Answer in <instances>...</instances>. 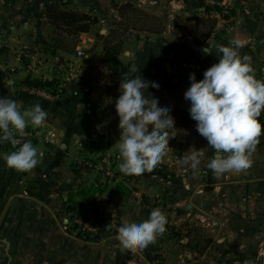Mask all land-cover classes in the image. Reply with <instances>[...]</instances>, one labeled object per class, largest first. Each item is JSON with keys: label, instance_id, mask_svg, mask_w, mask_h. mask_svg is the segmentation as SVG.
<instances>
[{"label": "crops", "instance_id": "crops-1", "mask_svg": "<svg viewBox=\"0 0 264 264\" xmlns=\"http://www.w3.org/2000/svg\"><path fill=\"white\" fill-rule=\"evenodd\" d=\"M100 1L32 0L26 7L14 8L0 0V32L8 38L5 42L0 39V97L10 96L22 108H31L18 92L26 73L11 71L20 65L14 50L17 43L30 47L42 61L31 74L34 79L54 80L56 62L75 60L78 50L85 52L82 58H86L85 67L97 65L103 54V40L94 29L105 22L99 15ZM223 1L234 8L235 16L228 20L218 17L215 34L199 45L187 31L192 29L191 23L188 22V27L185 21L175 24L177 16L197 15L198 0H147L142 8L154 11L157 16L166 11L167 28L160 34L145 33L125 41L128 48L120 56L123 74L142 78L149 64L168 54L183 73V81L162 102L171 103L172 110L189 112L190 102L184 93L190 87V75L196 73L197 80L203 79L205 70L219 59L202 50L209 43L229 45L231 40L239 38L244 46L238 49V54L250 58L256 78L261 79L264 0ZM133 2L138 4L139 0ZM49 6L98 18L91 31L75 35L79 41L75 53L53 44V26L46 17ZM49 105L44 109L47 112L44 123L56 130L58 140L55 143L39 141L35 145L40 150L41 162L31 172H19L0 158L2 264H155L156 261L160 264H264V256L260 254V249H264V142L259 140L249 169L216 177L206 167L213 158L210 155L213 149L194 128L196 121L190 124L192 130L175 119L177 128L172 131L177 136L170 140L167 154L157 168L142 175L125 176L118 164L117 181L96 189L97 172L79 166L75 159L94 156L96 152L87 149L89 144L95 145L103 139L111 144L119 142L120 133L116 132L113 120L104 122L90 113L85 90L78 82L68 83L63 99ZM104 113L98 109L97 116ZM106 114L111 119L115 117ZM261 119L264 120V114ZM193 146L205 152L200 168L195 171L181 160ZM12 151L15 150L0 144V155ZM116 154L121 164L118 150ZM120 182L125 191L117 194ZM83 204L94 208L101 227L97 238L83 239L75 231L71 214ZM155 207L166 214L170 230L146 248L122 250L112 225L118 226L124 217L147 219Z\"/></svg>", "mask_w": 264, "mask_h": 264}, {"label": "clouds", "instance_id": "clouds-1", "mask_svg": "<svg viewBox=\"0 0 264 264\" xmlns=\"http://www.w3.org/2000/svg\"><path fill=\"white\" fill-rule=\"evenodd\" d=\"M243 46L239 38L229 45L209 43L202 51L218 56V62L205 70L203 79L197 80L196 73H192L190 87L184 93L197 132L215 152L206 167L216 177L249 169L259 138L264 135V79L256 78L248 56L238 54ZM150 87L159 85L140 75H126L120 80V94L115 100L121 130L117 150L122 157L119 168L125 176L157 168L167 154L170 140L177 136L172 131L177 128L173 105L152 95L151 99L146 97L145 90ZM82 107L80 104V111ZM46 119L47 112L39 104L22 108L16 99L0 97V144H15L16 134L23 136L29 124L39 128ZM204 157L205 152L193 146L181 160L195 171ZM0 158L19 172H31L41 162L40 150L30 140ZM167 223L166 214L156 208L147 219L124 217L112 227L116 228L122 250L143 249L166 231Z\"/></svg>", "mask_w": 264, "mask_h": 264}, {"label": "trees", "instance_id": "trees-1", "mask_svg": "<svg viewBox=\"0 0 264 264\" xmlns=\"http://www.w3.org/2000/svg\"><path fill=\"white\" fill-rule=\"evenodd\" d=\"M17 1L18 0H5V4L14 5ZM115 7L118 11L119 19L115 20L114 27L112 26L107 35H100V31L97 32V35L103 40V54L100 62L97 64L98 67L90 65L87 66L88 68H85V70L83 69L82 78L85 86L86 105L92 115H96L98 109L116 110L114 103L120 94L118 91L120 80H123L126 76L122 72L123 62L120 56L124 49L123 45L127 40V35L132 31L160 34L166 30L168 24L167 16L161 18L160 16L149 14L140 9L139 6L131 0L116 4ZM216 9L220 10L221 8L216 7ZM233 16H235L234 8L230 10L229 14L224 15V18L228 20ZM46 17L53 26V32L51 34L53 44L70 53L75 52L77 48L79 41L76 36L80 33L91 31L95 24L99 22L97 17H92L89 14L76 11H65L50 6L46 8ZM181 21L186 22L185 27H188V22L191 23L192 29L187 31L194 38L196 43L201 45L205 40L215 34L218 18L216 16H198L195 14L177 16L175 18V24L177 26ZM67 35L70 37H67ZM98 68L108 72L106 86H104L106 90H104V92L99 91L97 86L93 84V80L96 79V76H93L91 79L88 78L89 75L94 74L95 70ZM143 77L159 85L158 88L150 87L148 90L146 89L145 96L151 99L152 95L159 98L161 101L166 96L174 93L181 86L183 81V73L166 53L149 64ZM25 81L35 85L53 84L55 82L54 80L30 79L29 77L26 78ZM20 97L29 107L39 104L45 109L50 106L48 103L39 102L34 97L26 94H20ZM172 115L176 120L182 121L185 124V128L193 122L190 113L187 111L172 110ZM213 153L214 150L210 152L212 157H214ZM124 189L123 182L118 183L117 194L123 193V191H125Z\"/></svg>", "mask_w": 264, "mask_h": 264}, {"label": "built area", "instance_id": "built-area-1", "mask_svg": "<svg viewBox=\"0 0 264 264\" xmlns=\"http://www.w3.org/2000/svg\"><path fill=\"white\" fill-rule=\"evenodd\" d=\"M198 1L200 4V7L197 11L198 16L210 15L216 16L217 18H224V15L229 14L231 10V8L225 5L224 1L222 0ZM146 2L147 0H139L137 5L141 7V5ZM172 3H174V1H172ZM177 5L178 4H175V6ZM216 7L221 9L217 10ZM174 11L175 10H173L171 13V17H173V19L175 18ZM0 39L5 42L8 38L5 36L4 32H0ZM14 50L20 65L11 68L12 73H17L20 71L26 73L25 79L19 84L18 92L19 94L32 96L39 102L56 104L63 99L67 84L72 83L75 78H82L83 76V68L79 62H81V59L85 56V52L83 50H78L75 60H60L56 62L57 74L54 78L55 82L53 84L35 85L33 83L26 82L25 80L28 77L33 79L31 74L39 68V66L42 64V61L27 45L17 43L15 44ZM261 79H264V72L261 76ZM13 139L15 140V144L9 141L3 143L2 145L8 146L14 150H18L23 142L29 140L34 144V146L39 141L55 143L58 140V134L54 128L47 127L45 123L39 128L33 127L31 124H29L26 127L23 136L16 134ZM259 140L264 142V135H261ZM75 162L81 167L97 172V178L94 183L96 189L104 188L107 185L117 181V166L119 164V156L110 149L105 152H96L94 153V156L89 158L77 157ZM156 208L158 207H155L154 209ZM71 220L76 233L83 239L97 238L101 232L100 224L95 218L94 208L91 206V204H83L75 208L71 214ZM169 226L170 222L168 220L165 232L170 230ZM163 234L158 236L156 241H159ZM260 254L264 256V249H260ZM0 264H2V262H0ZM155 264L160 263L156 261ZM235 264L240 263L236 262Z\"/></svg>", "mask_w": 264, "mask_h": 264}, {"label": "rangeland", "instance_id": "rangeland-1", "mask_svg": "<svg viewBox=\"0 0 264 264\" xmlns=\"http://www.w3.org/2000/svg\"><path fill=\"white\" fill-rule=\"evenodd\" d=\"M121 1H124V0H101L100 1L101 2V5H100V7H101L100 9L101 10H99V12H100L99 15L102 18L105 19V22H103L102 24H99L98 26H96L95 29H94V33H97L98 31H100L99 32L100 35H107L109 33V30H111L112 26L115 23V20H118L119 19V17H118V11H117V9H116L115 6H116V4H119ZM30 4H32V0H18L14 5H9V6L16 8V7H19V6H25L26 7L27 5H30ZM139 8L142 9V10H144L145 12H148L149 14H154V15L157 14V13H154V11H149L145 7H143V8L142 7H139ZM165 10H168V9H165ZM164 16H167L166 11L160 17L163 18ZM167 18H168V16H167ZM145 33H146V35H148L151 32L132 31L131 33H129L127 35L128 36L127 37V40L129 38H132V37H135V36H139L140 34H145ZM98 37H100V36H98ZM123 47L124 48H128L127 47V44H125V42H124ZM122 53L123 52H121V54ZM85 61H86V58L82 59V61L79 62V64H81V66H82V68L84 70H85V68H88V67H85V65H84V62ZM95 66L98 67V65H95ZM123 66H124V63H123ZM122 70H123V67H122ZM107 74H108V72L102 71L101 69L98 68V69L95 70L94 74H90L88 78L91 79L93 76L94 77L96 76V79L93 80L94 81L93 84L95 86H97V88L99 89V91L104 92V90H106V89H104V86H106ZM125 75H128V74H125ZM77 82L78 83H81L82 88H85L84 83H83V78L80 77V78H75L73 80V83H77ZM103 111H105L106 113L108 112V113L114 114L115 117H113L111 119V117L108 114H106V113H104L101 117H99V116H97L98 113H96L95 118L100 119L101 121H104V122H107L109 120H113V125H115L116 132L117 133H120L121 130L118 127L119 117L116 114V110L115 111H111V110L106 109V110H103ZM99 114H101V113H99ZM192 128L193 127L190 126V125L186 127V129H192ZM194 128H196V127H194ZM104 131H105V134L107 135V133L109 132V129H108L107 125L105 126V130ZM191 132L192 131L190 130L189 133H191ZM103 137L105 138V135ZM87 149L91 153H94V152H105V151H107L109 149L112 150V152L117 153V144H115V143H112V144L111 143H108L107 141H105L103 139L99 143H95V145H92V144L87 145ZM119 165H120V163H119Z\"/></svg>", "mask_w": 264, "mask_h": 264}]
</instances>
